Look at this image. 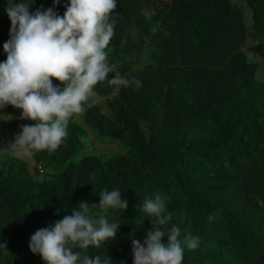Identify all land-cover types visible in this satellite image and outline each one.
<instances>
[{
	"label": "trees",
	"instance_id": "obj_1",
	"mask_svg": "<svg viewBox=\"0 0 264 264\" xmlns=\"http://www.w3.org/2000/svg\"><path fill=\"white\" fill-rule=\"evenodd\" d=\"M8 2L22 0H0V62L10 39ZM33 2L32 12L53 8L63 16L69 0ZM116 3L109 63H118L117 72L139 79L141 87L115 91L102 82L80 116L126 154L106 159L94 151L71 162L85 151V128L73 117L64 144L31 151L38 164L58 170L40 182L12 154L16 134L7 133L0 156V244L7 248L0 247V264H45L31 252L30 237L81 201L99 206L100 193L115 188L129 207L91 213L110 222L118 218L116 238L74 251L133 264L131 238L143 244L156 219L143 211L144 201L159 193L166 197L165 215L172 214L162 229L175 225L181 239L185 233L199 237L196 249L185 247L182 264H264V81L248 57L264 59V0ZM9 106L16 125L17 111Z\"/></svg>",
	"mask_w": 264,
	"mask_h": 264
},
{
	"label": "clouds",
	"instance_id": "obj_2",
	"mask_svg": "<svg viewBox=\"0 0 264 264\" xmlns=\"http://www.w3.org/2000/svg\"><path fill=\"white\" fill-rule=\"evenodd\" d=\"M33 0L8 2L5 11L11 21L10 39L4 43L7 59L0 62V108L11 105L22 110L21 119L33 124L21 126L10 144L14 155L32 150L55 151L69 136L71 119L95 102V88L107 83L121 87H141V81L117 72L118 63H109L108 48L114 36L116 0H69L63 16L53 8L31 11ZM60 0H56L58 5ZM110 73H116L109 79ZM57 80L63 88L53 84ZM127 209L129 203L119 188L100 193L99 206L81 201L70 215L38 229L29 248L45 264H111L109 258L90 256L75 248H99L114 240L121 226L106 215L94 218L91 209ZM166 197L157 193L145 199L143 211L154 216L143 244L131 238L133 264H182L185 247L196 249L199 237L172 226L165 231L172 214L165 215ZM167 237V244L162 240ZM0 247L7 248L6 244Z\"/></svg>",
	"mask_w": 264,
	"mask_h": 264
},
{
	"label": "rangeland",
	"instance_id": "obj_3",
	"mask_svg": "<svg viewBox=\"0 0 264 264\" xmlns=\"http://www.w3.org/2000/svg\"><path fill=\"white\" fill-rule=\"evenodd\" d=\"M245 18L247 24L250 23V11L246 7V10H244ZM252 43L249 42L248 46H251ZM247 50V47L245 48V51ZM248 57L251 62H255L258 65V72H257V78L259 80L264 81V59L257 58L253 54H248ZM100 103L102 101L100 100ZM9 110H12V107L9 105L4 107L3 110V118L2 123L0 125V156H2L4 153L6 154V151H3L2 144L3 142L8 138L7 133H15L16 136L21 133V126L26 124H33V121L30 120H24L21 119L22 116V110L15 108L16 112V121L17 124L14 125L13 119L11 116V113ZM74 119L76 122H79L82 126H84L80 114L74 116ZM85 131L82 135L83 142L85 145V151L81 153L80 155L76 156L71 160L73 163H79L81 158L93 153L96 151L100 156L110 159L118 155H125L126 149L118 142H106L100 138V136L92 129L84 126ZM21 158L27 163L29 168V173L33 176V178L37 181L43 182L46 178L52 175H56L58 173L57 169H54L52 167H46L43 164H38L32 152H30L27 155H21Z\"/></svg>",
	"mask_w": 264,
	"mask_h": 264
}]
</instances>
